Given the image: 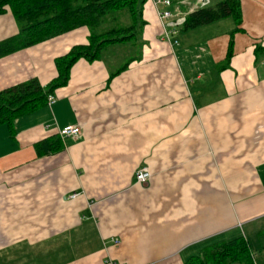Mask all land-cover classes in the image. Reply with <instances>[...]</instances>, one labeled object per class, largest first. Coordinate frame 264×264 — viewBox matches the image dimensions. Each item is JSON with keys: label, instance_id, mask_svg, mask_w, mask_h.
I'll return each mask as SVG.
<instances>
[{"label": "crops", "instance_id": "obj_1", "mask_svg": "<svg viewBox=\"0 0 264 264\" xmlns=\"http://www.w3.org/2000/svg\"><path fill=\"white\" fill-rule=\"evenodd\" d=\"M171 1L147 0L127 57L79 59L52 104L0 124V264H186L238 238L264 264V0H241L237 31L230 16L183 31L170 23L220 0ZM18 31L7 7L0 41ZM87 36L0 56V90L47 84ZM68 126L61 152L37 155Z\"/></svg>", "mask_w": 264, "mask_h": 264}, {"label": "trees", "instance_id": "obj_2", "mask_svg": "<svg viewBox=\"0 0 264 264\" xmlns=\"http://www.w3.org/2000/svg\"><path fill=\"white\" fill-rule=\"evenodd\" d=\"M147 0H0V14L9 7L18 26V33L0 41V56L25 49L57 37L74 29L86 27L87 42L72 45L69 50L54 59L57 76L42 85L36 77L0 90V124L10 130L16 119L45 105L48 96L68 84L73 65L79 59L88 62L103 60V52L109 47L135 42L146 24L143 6ZM235 21V31L241 30V0H220L210 7L189 12L182 23L187 31L213 23L225 17ZM231 33L226 63L232 50ZM228 66V64H226ZM127 66L125 63L116 73ZM114 73V74H116ZM39 156L56 154L64 149L59 135H53L34 144ZM244 264L251 258L246 242L238 238L221 243L191 258L186 264H231L235 260Z\"/></svg>", "mask_w": 264, "mask_h": 264}, {"label": "built area", "instance_id": "obj_3", "mask_svg": "<svg viewBox=\"0 0 264 264\" xmlns=\"http://www.w3.org/2000/svg\"><path fill=\"white\" fill-rule=\"evenodd\" d=\"M154 4H162L166 7L170 6L172 1L171 0H151ZM172 16V13L169 11V10H164L160 13L159 17L161 19H167V18H170ZM184 21V18L182 19H179L177 22H171L170 24L172 26H176L178 25V23H183ZM176 24V25H175ZM55 100V96L53 94L49 95L48 96V100H47V103L50 105L54 102ZM80 132V129L79 127L77 126H68V127H65L63 129H60L59 130V135L61 138H64L66 136H77ZM149 176V173L147 172V169L146 168H142L140 170L137 171L136 173V180L139 182V183H143L146 181L147 177ZM77 196V193H72L71 194V198H75ZM115 242H117V239H115Z\"/></svg>", "mask_w": 264, "mask_h": 264}, {"label": "rangeland", "instance_id": "obj_4", "mask_svg": "<svg viewBox=\"0 0 264 264\" xmlns=\"http://www.w3.org/2000/svg\"><path fill=\"white\" fill-rule=\"evenodd\" d=\"M228 21H232V19L231 18H228ZM140 35V33L137 35V37ZM138 41V40H137ZM136 44V41L135 42H128V43H124V44H119V45H117L116 47H109V48H107L104 52H103V58L107 61V62H109L110 60H112L113 58H114V56H115V54H116V56H121V55H124V58L125 57H127V55L129 54V52H131L132 50V47H134V48H137L138 47V45L136 46L135 45ZM120 47H122L121 48V50H120V52L119 53H114V52H116L117 51V49H119ZM123 48H124V50H123ZM118 54V55H117ZM119 54H121V55H119ZM117 57V58H118Z\"/></svg>", "mask_w": 264, "mask_h": 264}]
</instances>
